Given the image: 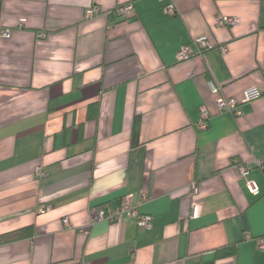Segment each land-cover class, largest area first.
<instances>
[{"label":"crops","instance_id":"crops-1","mask_svg":"<svg viewBox=\"0 0 264 264\" xmlns=\"http://www.w3.org/2000/svg\"><path fill=\"white\" fill-rule=\"evenodd\" d=\"M0 29V236L28 229L0 245V264H264V173L238 171L264 160V0H0ZM201 36L216 48L178 61ZM210 83L260 98L234 118ZM126 196L150 229L92 224Z\"/></svg>","mask_w":264,"mask_h":264},{"label":"built area","instance_id":"built-area-1","mask_svg":"<svg viewBox=\"0 0 264 264\" xmlns=\"http://www.w3.org/2000/svg\"><path fill=\"white\" fill-rule=\"evenodd\" d=\"M164 12L166 14L175 15V8L173 5H168L164 8ZM100 9L98 7H91L86 10L84 13V18L89 19L93 15L99 14ZM116 15L124 20L130 19L133 14V7L130 4L120 6L115 9ZM237 19L228 18L221 15L216 17V24L219 27H228L233 28L237 25ZM25 24V19H21L19 22V27H23ZM0 37L9 38L10 30L9 29H0ZM39 40H43L46 35L45 33H38L37 35ZM216 48L212 42L206 37L201 36L196 39H193L191 44L182 46L176 53V59L178 61H186L196 56H203L206 51L212 50ZM221 51H224L221 49ZM210 92L215 97V104L219 113L229 114L234 118H238L242 115L241 104L250 103L256 101L260 98V92L256 88H250L243 93V97L241 101L233 99V98H224L218 86L214 83H210ZM209 120V111L206 107H201L199 109V118L196 124V127L199 131L205 130L208 125ZM253 167L260 168L264 173V160L255 161L253 165L249 164H240L238 166V171L241 177L246 178L248 173ZM36 175L40 177H45L41 167H37L35 169ZM246 187L248 191L253 194H258V187L255 182L251 180H246ZM140 202V201H139ZM44 210H39V214H43ZM123 216H128L134 219L138 226L143 227L145 229H150L152 225V218L148 215H144L139 211V203L134 204L133 198L131 196H126L122 199L119 207L111 208V207H103L96 214L95 218L92 220V224L101 222V221H109V222H118ZM63 224L66 227H69L68 220L64 219ZM257 247L264 251V238H261L256 241Z\"/></svg>","mask_w":264,"mask_h":264},{"label":"trees","instance_id":"trees-1","mask_svg":"<svg viewBox=\"0 0 264 264\" xmlns=\"http://www.w3.org/2000/svg\"><path fill=\"white\" fill-rule=\"evenodd\" d=\"M51 105H52V103H49L50 109L53 108V107L51 108ZM140 127H141V118L139 116H136L132 122L131 135H130L131 136L130 137L131 138V145L134 147L139 145ZM27 233H28V229H23V230L18 231V232L9 233L7 235H2V236H0V245L11 242L13 240H16V239L22 237L23 235H26ZM232 251H233V249L230 251H224V252L232 253Z\"/></svg>","mask_w":264,"mask_h":264}]
</instances>
